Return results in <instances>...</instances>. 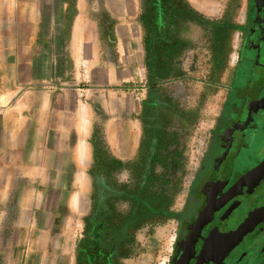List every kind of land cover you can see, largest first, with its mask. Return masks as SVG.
I'll return each instance as SVG.
<instances>
[{"label": "flooded vegetation", "instance_id": "af4514ba", "mask_svg": "<svg viewBox=\"0 0 264 264\" xmlns=\"http://www.w3.org/2000/svg\"><path fill=\"white\" fill-rule=\"evenodd\" d=\"M77 1L67 0L64 36ZM109 1L81 0L111 59L119 15ZM203 6L132 0L124 13L143 51L135 136L128 148H107L103 124L92 121L87 138L99 157L70 264H111L120 231L136 242L154 226L170 227L163 264L263 262L264 0H224L217 15ZM205 112V135L192 136Z\"/></svg>", "mask_w": 264, "mask_h": 264}, {"label": "crops", "instance_id": "0c3cea01", "mask_svg": "<svg viewBox=\"0 0 264 264\" xmlns=\"http://www.w3.org/2000/svg\"><path fill=\"white\" fill-rule=\"evenodd\" d=\"M58 2L0 0V147L3 135H10L9 147L13 151L10 153L15 161L27 156L25 169L33 172L41 170L38 167L41 163H48L46 156L36 153L35 146L31 150L24 147L27 141L35 139L33 135H74L72 162L80 167L86 158L87 148L80 139L89 135L93 114L89 107L85 109L79 103L78 75L85 73L100 86L115 84V78L123 71L141 75L143 51L138 29L124 17V13L131 12L132 0L108 3V8L119 15L115 55L111 59V51L105 52L90 35L94 21L88 20V13L79 0L72 36L62 34L67 27V2L61 7ZM133 107L130 105L127 116L107 122L105 131L111 148H128L130 136L135 135ZM19 146L27 150L17 154L15 150ZM7 185L12 182L0 181V187ZM3 197L4 192L0 198ZM68 204L72 211L76 210L74 198ZM65 234H56L66 237L63 242L37 243L29 250L48 252L43 257L53 264H70L73 243L68 242ZM131 256L122 258L123 263L128 264Z\"/></svg>", "mask_w": 264, "mask_h": 264}, {"label": "rangeland", "instance_id": "374dc122", "mask_svg": "<svg viewBox=\"0 0 264 264\" xmlns=\"http://www.w3.org/2000/svg\"><path fill=\"white\" fill-rule=\"evenodd\" d=\"M66 2L67 0H59L57 4L61 7ZM199 2L204 5L206 13L217 15L224 0ZM71 10L74 12L73 8ZM123 73L115 78V84L111 85L110 82L101 86L95 85L85 73L77 76L79 103L85 109L89 107L93 120H99L103 124L107 148H111L105 131L107 122L127 116L130 105L133 107L135 96L143 88V80L138 72L134 75ZM206 113L194 125L192 136L201 138L205 135L208 118ZM192 136L188 142L190 147L193 144ZM9 137L10 135H3V146L0 147V181L12 182V185L0 187V196L5 193V197L0 198V264H53L43 257L48 252L33 253L29 249L37 243L63 242L66 237L56 235L63 233H67L68 242L74 244L90 201V173L96 175V168H91V165L94 157H99V152L92 149L88 135H83L80 142L86 146L87 154L79 167L78 163L72 162L71 156L76 140L74 135H33L35 139L27 141L24 147L31 150L35 146L36 153L46 156L45 160L48 161L38 166L41 170L33 172L25 169L27 156L15 161L10 153ZM25 148L19 146L15 152L18 154L27 150ZM188 155L190 161L191 151ZM71 198L77 202L75 211L68 204ZM169 237V226L141 229L136 236L135 252L127 263L163 264Z\"/></svg>", "mask_w": 264, "mask_h": 264}, {"label": "trees", "instance_id": "16d2710c", "mask_svg": "<svg viewBox=\"0 0 264 264\" xmlns=\"http://www.w3.org/2000/svg\"><path fill=\"white\" fill-rule=\"evenodd\" d=\"M235 25L232 26V32L235 30ZM118 238H114L110 242L111 246L109 247L108 252L111 253V264H125L122 261V258L131 256L136 249L135 241L132 236H129L126 231H120Z\"/></svg>", "mask_w": 264, "mask_h": 264}, {"label": "water", "instance_id": "95a60500", "mask_svg": "<svg viewBox=\"0 0 264 264\" xmlns=\"http://www.w3.org/2000/svg\"><path fill=\"white\" fill-rule=\"evenodd\" d=\"M261 264H264V260H263V262Z\"/></svg>", "mask_w": 264, "mask_h": 264}]
</instances>
